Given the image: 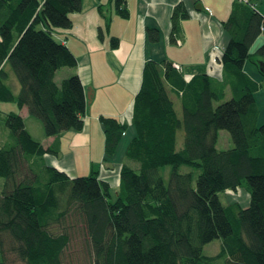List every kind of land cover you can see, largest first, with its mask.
<instances>
[{"label": "trees", "instance_id": "obj_1", "mask_svg": "<svg viewBox=\"0 0 264 264\" xmlns=\"http://www.w3.org/2000/svg\"><path fill=\"white\" fill-rule=\"evenodd\" d=\"M262 2L233 0L221 22L228 41L217 60L219 77L186 78L169 59L146 60L130 123L99 116L104 156L88 175L71 177L47 165L43 157L56 156L58 143L44 147L20 114L4 112L0 264H65L74 233L82 236L86 264H264V121H258L255 100L262 84L244 70L250 63L264 80V41L251 51L264 36ZM113 3L116 14L127 18L126 0ZM81 9L82 0H0V103L26 108L45 137L84 126L80 77L56 80L78 60L53 37L55 30L70 29L71 15ZM188 17L182 4L174 7L170 44L180 42V20ZM146 36L159 41L156 28H146ZM110 46L118 47L116 37ZM129 124L134 135L112 196L100 170L112 169ZM220 130L230 136L228 149L216 147ZM164 167H170L167 183ZM239 190L248 204L221 203L220 193ZM215 239L221 240L219 252L205 256L203 247Z\"/></svg>", "mask_w": 264, "mask_h": 264}, {"label": "crops", "instance_id": "obj_2", "mask_svg": "<svg viewBox=\"0 0 264 264\" xmlns=\"http://www.w3.org/2000/svg\"><path fill=\"white\" fill-rule=\"evenodd\" d=\"M232 2L126 0L128 17L124 19L116 14L113 0H82L81 11L71 15L72 27L53 31V37L64 43L78 60L75 68L61 69L57 73L58 80L76 74L83 83L85 94L88 89L92 92L84 115L83 129L66 131L58 138L45 137L41 124L28 118L26 108L20 109L28 132L32 135L28 126L37 130L39 137L32 135L33 138L44 147L58 143V154H46L43 161L71 177L88 175L91 164H100L104 156V137L98 118L102 115L130 123L133 98L140 87L142 67L146 60L169 59L186 78L196 73L219 77L221 69L217 60L228 41L221 22L228 17ZM178 4L186 8L189 17L180 20V42L170 44V17ZM99 5L102 6L101 12ZM105 18L109 22L108 28L104 27ZM99 28H102L101 35ZM146 28L158 29L157 43L148 41ZM111 37L118 39V47L115 49L110 46ZM261 37L263 35L255 43ZM249 64L245 63L244 70L252 79L261 82L257 68H252V64L247 67ZM257 92L255 100L259 108L258 121L263 122L264 94L260 93L263 97H259ZM4 140H0V143ZM110 164L112 169L102 168L100 177L107 180L116 191L121 160L112 158ZM1 187L2 180L0 190Z\"/></svg>", "mask_w": 264, "mask_h": 264}, {"label": "rangeland", "instance_id": "obj_3", "mask_svg": "<svg viewBox=\"0 0 264 264\" xmlns=\"http://www.w3.org/2000/svg\"><path fill=\"white\" fill-rule=\"evenodd\" d=\"M262 1V0H260ZM259 9L260 11L264 12V2L260 3L259 5ZM264 41V36L261 37L254 45H252L251 47V51H255L256 48L258 46H260ZM249 64V63H247ZM251 66L250 64L247 65V67ZM252 68L256 69L255 66H253ZM7 69L10 71L9 67L7 66ZM10 75L11 78L13 79V73L10 71ZM59 78H56V80H58ZM261 84L262 87L261 89L257 92V96H262L261 94H264V80H261ZM261 93V94H260ZM226 99H229V94H226ZM263 97V96H262ZM259 101H261V99L259 98ZM261 106L263 107V103L261 104ZM12 111L14 113H18L20 114V109L17 107V105L15 103H0V122L2 121V115L4 112H9ZM29 131L32 133V135L36 138H38L39 136L36 133V129L33 130L31 128V126H28ZM1 133H0V140H4L5 139V129H0ZM134 135V128L132 125H128V128L126 129L125 133L123 134L119 145L116 149V152L113 156V158L115 159H122L123 158V153L125 151L126 145L128 143V141L133 137ZM182 131H180L178 133V147L182 146ZM1 141V142H2ZM230 136L228 134L227 131L225 130H220L219 134H218V141L216 144L217 149L219 150H225L228 149L229 147H231L232 145ZM181 172H186L188 171L187 168L185 167H181L180 168ZM169 173H170V167H164L161 169V175L164 179V182L167 183L168 178H169ZM78 176H84V175H78ZM116 179V177H115ZM1 180V179H0ZM113 180V179H111ZM114 187L111 186V195L114 196L115 190L113 189ZM237 194H233L231 192H225V193H220L219 194V199L221 201V203L223 205H227V204H231V203H238L239 205L245 206L246 204H248L249 201V197L248 195L244 194L243 190H239L238 192H236ZM221 246V240L219 239H215L213 241H211L210 243L206 244L203 247V254L205 256H213L216 255L219 252ZM71 250L70 253L67 256L66 262L65 264H86L87 260H85V247H84V242L82 239V236L78 235L77 233L73 234L72 237V244H71Z\"/></svg>", "mask_w": 264, "mask_h": 264}, {"label": "water", "instance_id": "obj_4", "mask_svg": "<svg viewBox=\"0 0 264 264\" xmlns=\"http://www.w3.org/2000/svg\"><path fill=\"white\" fill-rule=\"evenodd\" d=\"M262 65H260V70H262ZM86 99H87V104L90 103V100H91V95H92V92L90 91V89H88V91L86 92Z\"/></svg>", "mask_w": 264, "mask_h": 264}]
</instances>
